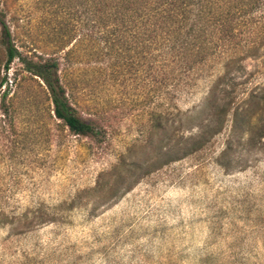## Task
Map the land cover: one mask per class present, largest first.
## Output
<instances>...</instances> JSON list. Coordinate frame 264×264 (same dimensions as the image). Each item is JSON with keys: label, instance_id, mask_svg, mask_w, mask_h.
Here are the masks:
<instances>
[{"label": "rangeland", "instance_id": "rangeland-1", "mask_svg": "<svg viewBox=\"0 0 264 264\" xmlns=\"http://www.w3.org/2000/svg\"><path fill=\"white\" fill-rule=\"evenodd\" d=\"M241 1L235 40L173 104L78 0H7L15 45L57 59L105 134H73L29 82L0 126V264H264V8Z\"/></svg>", "mask_w": 264, "mask_h": 264}, {"label": "trees", "instance_id": "trees-1", "mask_svg": "<svg viewBox=\"0 0 264 264\" xmlns=\"http://www.w3.org/2000/svg\"><path fill=\"white\" fill-rule=\"evenodd\" d=\"M78 1L87 26L95 23L94 28L106 30L102 34L103 39L111 40L115 32L127 34L124 43L129 40L128 45L138 62L143 61L152 99L159 95L165 102L173 104L178 92L195 80L214 50L225 49L229 42L235 40L236 15L242 9V1L233 6L232 0ZM256 6L264 8V0L253 4L254 8ZM7 18V0H0L1 128L6 130L8 122H14L26 104L21 99V92L27 86L32 90L29 82H33L45 93L54 116L73 134L100 141L105 134L103 127L78 115L62 83L59 61L21 52L13 41ZM16 60L20 61L21 67L9 80ZM34 99L33 92H30L28 104ZM228 106L227 109H233ZM238 111L235 110L236 116ZM164 116L166 112L152 113L153 120ZM261 137L264 138V131Z\"/></svg>", "mask_w": 264, "mask_h": 264}]
</instances>
